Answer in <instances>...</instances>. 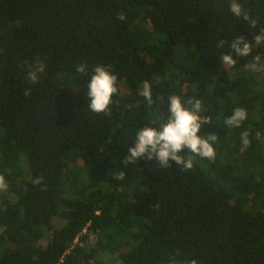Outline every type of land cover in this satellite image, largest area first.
I'll return each instance as SVG.
<instances>
[{"label": "trees", "instance_id": "obj_1", "mask_svg": "<svg viewBox=\"0 0 264 264\" xmlns=\"http://www.w3.org/2000/svg\"><path fill=\"white\" fill-rule=\"evenodd\" d=\"M239 2L256 28L229 0H0V264H264V46L235 65L217 47L264 28V0ZM96 65L117 77L107 113L87 107ZM173 95L201 101L216 158L125 165ZM235 108L247 118L230 128Z\"/></svg>", "mask_w": 264, "mask_h": 264}, {"label": "clouds", "instance_id": "obj_2", "mask_svg": "<svg viewBox=\"0 0 264 264\" xmlns=\"http://www.w3.org/2000/svg\"><path fill=\"white\" fill-rule=\"evenodd\" d=\"M229 11L234 17L248 22L251 28L257 27V21L243 9L239 0H229ZM123 21L125 16L120 14L117 17ZM228 45L231 52L222 55V61L226 65H235V57H247L252 53L253 46L257 48L264 46V28L259 29V34L253 36V42L245 40L243 37L235 36L231 43L228 41L218 40L217 47L224 48ZM254 61H258L260 56L253 57ZM46 65L36 60L27 68V79L30 83L35 84L39 81L41 74L45 72ZM255 67V65H253ZM76 72L88 74V69L84 63L76 66ZM118 92L117 77L107 66L96 65L90 75L87 83V107L91 112L100 114L109 111V105L112 104V97ZM25 96L30 95V90L25 89ZM142 96L149 105L153 104L152 88L149 82L144 81L142 84ZM161 99L162 98H158ZM185 103L190 107H185ZM201 101L199 99H189L182 102L180 97L173 95L168 99V107L166 110V120L164 115L157 117V127L145 126L135 132L134 146L128 148V154L124 157V164H135L138 159L147 161L157 160L162 169L170 166V160L181 166L182 171L191 170L193 168V158L187 155H180L181 150H186L195 156L207 160H214L216 152L213 147L217 137L215 134H209L206 137L198 136L197 133L201 129ZM247 118V111L243 108H235L232 114L227 117L224 123L230 128H238ZM164 121V122H161ZM247 132L241 133L242 143L247 146L250 143ZM118 179L121 177H117ZM41 178H34L33 184H39ZM8 184L3 175H0V192H5ZM170 264H178L176 261ZM188 264H198L193 259Z\"/></svg>", "mask_w": 264, "mask_h": 264}]
</instances>
